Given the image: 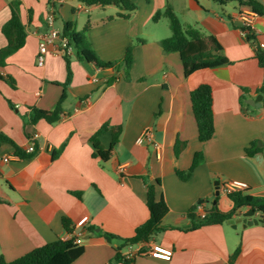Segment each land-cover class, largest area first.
I'll use <instances>...</instances> for the list:
<instances>
[{"label": "crops", "instance_id": "0c3cea01", "mask_svg": "<svg viewBox=\"0 0 264 264\" xmlns=\"http://www.w3.org/2000/svg\"><path fill=\"white\" fill-rule=\"evenodd\" d=\"M8 1L0 0V49L6 45L2 27L10 18ZM130 1L137 6L131 18L113 20L107 19L121 12L115 5L86 6L81 0L55 5L57 30L62 32L64 24L71 23L81 31L89 21V42L99 60H118L133 46L134 65L130 81L120 79L108 86L111 69L102 70L72 56L73 75L62 103V120L55 125L44 120L31 125V108L56 107L67 69L53 45L45 65H37L39 43L49 31L50 0H21L27 37L25 45L0 67V75L16 82L14 89L0 80V133L24 149L35 141L39 152L25 160L10 156L7 145L0 148V157L9 158L0 160V198L8 202L0 204V256L11 262L45 244L71 238L62 223L67 218L76 235L83 234L89 224L96 227L94 233L82 235L85 251L72 264H110L116 244L108 243L100 233L133 237L149 218L146 181L159 180L157 196L169 208L162 222L165 230L134 247L142 250L129 264H228L238 248L235 264H264V218L259 212L251 218L258 223L250 226L243 227L240 214L250 211L244 208L221 225L188 230L192 226L188 213L198 204L204 212L214 206L222 212L232 210V201L221 189L224 182H244L247 194L264 199L262 103L260 107L248 104L250 108L240 103L242 93L246 101L260 95L251 88L264 90V70L256 59L257 44H264V16L255 17L254 42L244 35L234 2L220 6L211 0ZM257 1L264 5V0ZM168 4L184 26L215 36L230 64L185 77L179 54L165 53L160 46L171 36L169 25L163 19L152 20ZM94 76L99 82L92 81ZM201 84L213 90L215 134L205 143L198 139L190 102V92ZM107 122L122 126L123 132L113 158L102 163L93 156L90 138ZM177 139L187 146L176 159ZM110 140V134L102 136L105 149ZM65 142L61 155L43 169L40 155H50ZM253 142L263 151L247 156L245 149ZM198 152L203 162L188 181H180L176 170L188 169ZM153 244L171 249V260L145 254Z\"/></svg>", "mask_w": 264, "mask_h": 264}, {"label": "trees", "instance_id": "16d2710c", "mask_svg": "<svg viewBox=\"0 0 264 264\" xmlns=\"http://www.w3.org/2000/svg\"><path fill=\"white\" fill-rule=\"evenodd\" d=\"M220 6H225L229 3H236L239 12L244 9H250L256 16H264V5L257 0H211ZM86 6H111L115 5L120 8L121 12L114 17H109L107 20L114 18L129 19L137 10V6L130 0H81ZM21 0H9L8 7L10 10V18L2 27V34L5 37L6 45L0 49V67H4L9 56L20 50L26 42L27 31L26 26L21 18ZM166 19L171 30V36L160 42V46L165 53H178L183 66L184 76L189 77L193 73L213 69L219 66L230 64L228 59L222 54L223 47L220 41L213 35H206L199 29L193 26H184L174 12L173 7L168 4L163 11H159L152 17L154 22H159ZM92 29V24L88 21L83 30L77 31L76 26L71 23H65L62 29V35L68 39L69 45L74 50V55H64L63 59L66 63L67 80L60 84L63 87V94L59 99L56 107L52 110H42L36 107L30 109L28 114V123L31 125L37 124L44 120L50 125H55L62 120V103L67 97V88L72 80L71 60L72 56L80 62L93 64L95 67L107 70L111 69L113 75L108 78L107 85H112L116 81L123 79L124 81L131 80V70L134 65V47L130 46L126 49L123 56L114 61L104 62L98 59L89 42L88 33ZM242 31L246 38L250 41H257V37L251 27H243ZM256 59L259 67L264 70V51L257 48ZM0 80L6 82L10 87L16 88L15 80L10 76L0 75ZM245 91L246 89H242ZM254 94L262 95V111L264 117V90L261 86L251 88ZM247 95L242 93L240 103L245 108H250L246 104ZM190 102L192 105L193 114L196 120L198 129V139L201 143L210 141L215 134L214 125V110H213V90L207 84H201L196 89L190 92ZM122 126H112L109 122L104 123L90 138V143L93 146V156L98 158L102 163L110 161L114 154L122 136ZM105 134H110V145L108 149L103 147L101 138ZM33 140L32 135L29 136ZM34 151L28 152L26 149L17 145L12 139L5 134L0 133V148L7 145L10 148V156L29 160L39 152L38 145L34 141ZM66 142L59 150L53 151L50 155L41 154L39 159L41 165L46 168L50 163L57 159L63 152ZM187 142L177 139L174 144V155L180 157L185 150ZM264 146V143H263ZM263 147H258L257 143L253 142L245 149L247 156H255L262 153ZM204 157L201 152L194 155L190 167L186 170H176V176L182 182L188 181L195 169L203 162ZM146 181V180H145ZM146 206L149 210L148 220L136 228L135 234L131 238H121L117 235L108 232L100 234L110 244H116V254L114 261L110 264H129L131 261L124 256V250L129 246L139 243H148L153 236L163 232L165 227L162 226L163 219L169 213V208L162 196L158 198L157 189L161 182L157 180L155 183H148ZM77 197L81 193H75ZM233 203V208L229 212H222L216 206L206 212V216L201 219L193 211L188 213L192 221V226L188 230H195L201 227L221 225L231 220L235 215L240 214V210L248 208L250 211L259 212L264 215V199L255 198L247 194V189L234 192L228 195ZM0 204H8L6 200L0 198ZM63 227L71 238L63 240L58 239L52 243L45 244L33 251L21 256L20 258L8 262L3 256H0V264H72L80 256L83 255L85 248L81 244L76 243V234L74 233L73 223L64 218ZM96 227L87 225L84 228L83 234L94 233ZM240 254L238 248L228 260V264H235Z\"/></svg>", "mask_w": 264, "mask_h": 264}, {"label": "built area", "instance_id": "2783aa9c", "mask_svg": "<svg viewBox=\"0 0 264 264\" xmlns=\"http://www.w3.org/2000/svg\"><path fill=\"white\" fill-rule=\"evenodd\" d=\"M66 0H50L52 7L50 8L46 20L49 27L48 33H46L43 38L41 39L39 43V51L37 55V65L39 67H43L46 62V57L49 54V47L51 45L55 48V53L64 56V55H73L74 50L69 45L68 39L65 38L62 35V32L57 30L54 26L56 21V11H55V5H59L64 3ZM256 15L250 10V9H244L240 12V20L243 23V27H251L254 24ZM257 46L260 49H264V44L258 43ZM92 81L97 83L99 82L98 77L94 76L92 78ZM144 140V136L139 138L138 142H142ZM28 152L34 151V143L30 141L29 147L26 149ZM0 160L8 161L9 158H1ZM221 189L223 193H225L227 196L237 192L248 189V185L244 182L240 181H227L224 182L221 186ZM194 213H199V217L203 219L206 216V212L203 211L202 204L196 205V207L193 209ZM264 218V215H263ZM82 233H79L76 235V243L81 244L82 242ZM141 244V243H140ZM140 244L129 246L124 253V256L126 259L132 261L137 254L139 255L141 253L142 248L139 247L137 250L134 249L136 246H140ZM147 255H150L153 258L170 261L173 256V251L171 249L165 248L161 245L153 244L148 247V251H146Z\"/></svg>", "mask_w": 264, "mask_h": 264}, {"label": "water", "instance_id": "95a60500", "mask_svg": "<svg viewBox=\"0 0 264 264\" xmlns=\"http://www.w3.org/2000/svg\"><path fill=\"white\" fill-rule=\"evenodd\" d=\"M262 95H258L255 99L253 100H247L246 103L249 104L250 106H256V107H260L261 105V101H262ZM219 194V191L216 190V195ZM240 215H242L244 217V219L242 220L243 222V227L246 226H250L252 224H257L258 221L251 219L254 215V211H248L245 213H241ZM89 237H86V239H88Z\"/></svg>", "mask_w": 264, "mask_h": 264}, {"label": "rangeland", "instance_id": "374dc122", "mask_svg": "<svg viewBox=\"0 0 264 264\" xmlns=\"http://www.w3.org/2000/svg\"><path fill=\"white\" fill-rule=\"evenodd\" d=\"M162 21H164L163 23H167L168 24V21L166 19H163ZM169 25V24H168ZM82 27H79V29L81 30Z\"/></svg>", "mask_w": 264, "mask_h": 264}]
</instances>
